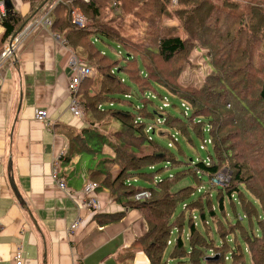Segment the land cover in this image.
Here are the masks:
<instances>
[{"label": "trees", "instance_id": "16d2710c", "mask_svg": "<svg viewBox=\"0 0 264 264\" xmlns=\"http://www.w3.org/2000/svg\"><path fill=\"white\" fill-rule=\"evenodd\" d=\"M30 1L26 18L6 5L0 19L4 27L0 54L5 41L15 39L54 0ZM72 1L88 25L75 26L70 5L59 4L52 29L91 65L93 74L79 90L86 125L79 133H69L70 148L63 158L69 161L75 153L88 155L89 176L97 180L98 188H107L123 207L143 212L148 231L139 243L151 264H226L231 259L234 264H245L246 252L251 264H264V0H177L174 5L173 0H118L121 14L112 12V0L105 4ZM126 15L133 19L122 21ZM167 15L177 24H163ZM98 41L116 45L121 58L112 60L97 46ZM194 47L205 49L210 65L200 87L179 84V73L162 67ZM157 98L162 102L159 105ZM165 98L170 100L169 107H163ZM182 103L189 107L186 114ZM172 107L181 115L169 111ZM180 136L194 147L193 137H200L198 150H206L207 156H186ZM165 140L166 146L161 142ZM105 145L114 156L102 153ZM174 148L181 160L170 151ZM116 164L119 173L114 177L111 170ZM173 168H180L179 173L161 177ZM223 171L229 177L227 184L212 183ZM185 176H192L196 185L176 189ZM144 190L151 197L135 200L134 195ZM225 197L235 224L225 211ZM183 201L180 220L174 223ZM117 215L113 220L123 213ZM186 216L189 250L181 236ZM197 218L205 233L197 229ZM244 220L248 228L242 225ZM174 226L180 234L166 259ZM214 234L222 239V246H215ZM229 234H234L231 249L226 240ZM228 251L231 256L226 255Z\"/></svg>", "mask_w": 264, "mask_h": 264}, {"label": "crops", "instance_id": "0c3cea01", "mask_svg": "<svg viewBox=\"0 0 264 264\" xmlns=\"http://www.w3.org/2000/svg\"><path fill=\"white\" fill-rule=\"evenodd\" d=\"M4 1L29 17L30 0ZM3 32L0 22V37ZM1 50L0 264H10L17 251L24 264H151L139 243L148 231L143 212L123 207L101 187L96 190L100 209H87L84 188L87 181H97L89 176V156L63 158L69 133L86 125L84 116L76 118L69 107L74 74L69 61L76 51L52 27L32 21ZM39 110L47 116L37 117ZM102 153L114 156L108 145ZM55 169L65 188L53 177ZM111 171L115 177L118 165ZM117 213L123 215L115 221ZM77 218L82 223L71 231Z\"/></svg>", "mask_w": 264, "mask_h": 264}, {"label": "rangeland", "instance_id": "374dc122", "mask_svg": "<svg viewBox=\"0 0 264 264\" xmlns=\"http://www.w3.org/2000/svg\"><path fill=\"white\" fill-rule=\"evenodd\" d=\"M98 1H100V2L105 1V2H103L104 4L106 2H108L107 0H98ZM176 2H177V0H173V5ZM105 11L106 10H104V13H105ZM112 12L114 14H121L120 9H114ZM123 19L124 20H122V21H129V20L131 21L133 18H132L131 15L130 16L126 15V16H124ZM163 24L168 25V26H173V25L177 24V21L173 17L167 15V16H165L163 18ZM97 46L100 49L104 50L112 60H118V59L121 58V57H119L117 55L119 51H118V48H117L116 45L105 43V41L104 42L103 41H98L97 42ZM162 67L164 69H166L168 72L179 73L177 81H178L179 84H182L184 86L200 87L202 85V83L204 82L207 74L210 73V65H209L208 60L206 58V52H205L204 48H196V47H194V49H192L191 52L188 53V54H182V53L178 54L171 60V62L166 63V64H162ZM123 76L126 77L127 75H123ZM171 100L173 102V99H171ZM155 102L158 105L162 103L159 98H157L155 100ZM174 102L178 106H180V102L178 100L175 99ZM170 110H172V112H174L177 116L181 115L179 109H175V108L172 107V109H169V111ZM205 137L207 138L208 134H205ZM179 138H180V146H181V148H182V150H183V152H184V154L186 156H192L193 155L195 158H197V156H201V157H204V158L207 156L206 150L200 151V152L198 150L199 149V145L202 142L200 137H198V136H194L193 137L195 147L193 145L188 144L183 137L180 136ZM161 142H162V144H164L166 146V140L165 141H161ZM210 150H211V147H210ZM170 151L173 154H175V157L178 160L182 159V157L179 156L180 154H179V151H178L177 148L170 149ZM164 164L165 163H160L159 166H163ZM179 171H180V168H173L170 171H168L166 173H163L161 175V177L162 176H166V175H168L170 173L175 175V174L179 173ZM64 173L66 174V171H64ZM67 175L70 176V172H68ZM204 180H206V179H204ZM206 182H208V181H206ZM187 185H196V181L194 180V178L192 176H185V177L181 178L177 182L175 188L176 189H181V188H184ZM205 186L208 187V184L205 183ZM194 198L195 197L186 200V203H191L194 200ZM213 201L216 204V206L218 207V204H219L218 202L219 201H218V197H217V192L213 193ZM184 202L185 201L181 202L180 205H178V207H177V209L175 211L174 218H173V222L174 223L177 222L178 220H180L179 218L182 215ZM225 211L228 214V218L231 220L232 224H235L236 223L235 216H234V213L232 211L230 202L227 199V197H225ZM238 212L239 213H243V211H242V209L240 207H238ZM196 214L197 213H195L194 215H196ZM218 216L221 219L225 218L224 215L220 211L218 213ZM196 222H197V224H196L197 229L200 232L205 233L204 226L201 223V221L199 220V218L196 219ZM242 225L244 227H246V228L249 227V224H248L247 220L242 221ZM255 227H257V224H256ZM172 230L173 231H172V234L170 236V239L172 240V244L167 246V249H166V252H165V258L166 259H170V255H171V253H172V251H173V249L175 247L176 239L178 238V236L180 234L178 227L174 226ZM189 230L190 229H189L188 216H186L185 222H184V226H183V232H182L181 236H182V239L184 241L185 248L187 250H189V248H190V242H189V239H188ZM212 232L215 233V226L212 227ZM237 236L239 237L238 239L240 240V243H241L243 249H245L244 240H243L242 236L240 234H237ZM233 238H234V234H229L226 237L229 249H231V247L234 245ZM214 244H215L216 247L222 246V239L219 236H217L216 234H214ZM208 255H210V253H208ZM226 255H230L231 256V253L228 251L226 253ZM202 264H208V263L203 261ZM226 264H234V262L231 259V260L226 261ZM245 264H251V256H250L249 252L245 253Z\"/></svg>", "mask_w": 264, "mask_h": 264}, {"label": "built area", "instance_id": "2783aa9c", "mask_svg": "<svg viewBox=\"0 0 264 264\" xmlns=\"http://www.w3.org/2000/svg\"><path fill=\"white\" fill-rule=\"evenodd\" d=\"M89 1V0H85ZM59 4H69L70 5V18L72 23L77 27H86L88 25V20L82 10L73 4L72 0H54L50 5L45 7V9L41 12V14L36 17L32 21L33 26H46V27H52L53 25V12L55 8ZM112 6L114 9H118V0H112ZM6 13V5L4 0H0V19L2 15ZM12 52V46H9L6 48L4 52V57L9 55ZM69 66L74 71L73 76L71 77V80L68 84V91L71 95L70 100V110L72 111L73 115L77 118H83L84 116V107L79 100V90L80 85L82 81L88 77H90L93 74V68L91 65H89L85 60L78 57L77 55H74L70 61ZM170 106V100L168 98H165L163 107H169ZM182 107L184 108L185 114L188 112L189 107L185 105V103H182ZM36 116L39 118L46 117L47 112L44 110H39L36 112ZM160 121V120H159ZM151 129V126L148 127V130ZM176 137V135H174ZM171 146V144H170ZM204 147V146H202ZM53 177L58 179V185L61 188H65V183L62 179L58 177V170L55 169L53 173ZM229 180V177L227 175V171H223L222 173L217 174L214 178H212V183L219 184V185H226ZM98 188V183L95 181H87L86 186L84 188V192L86 195V199L83 200V205L87 209H91L93 211H98L100 209V204L96 196V190ZM151 197V192L149 190H144L141 192H138L134 195L135 200H145ZM82 223L81 218H77V220L73 223L71 226V231L76 230ZM169 243H171L169 241ZM10 264H24V257L22 255L21 251H17L14 254V257Z\"/></svg>", "mask_w": 264, "mask_h": 264}, {"label": "water", "instance_id": "95a60500", "mask_svg": "<svg viewBox=\"0 0 264 264\" xmlns=\"http://www.w3.org/2000/svg\"><path fill=\"white\" fill-rule=\"evenodd\" d=\"M5 5L9 6L10 3H9L8 1H5ZM13 40H14V39H13ZM13 40L11 41V43L13 42ZM11 46H12V45H11ZM12 185H13V189H14L16 195H17L18 197H20V195H19V193H18V190H17V188H16V186L14 185L13 182H12ZM213 258H216V257H213Z\"/></svg>", "mask_w": 264, "mask_h": 264}]
</instances>
